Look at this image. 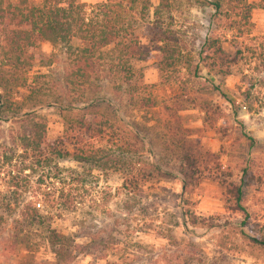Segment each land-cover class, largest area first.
<instances>
[{
    "label": "rangeland",
    "instance_id": "obj_1",
    "mask_svg": "<svg viewBox=\"0 0 264 264\" xmlns=\"http://www.w3.org/2000/svg\"><path fill=\"white\" fill-rule=\"evenodd\" d=\"M80 1L89 13L104 0ZM158 2L149 0L144 17L131 15L145 58L123 62L129 86L114 44L95 52L91 79L73 77L75 54L84 45L76 36L68 45L37 44L32 66L11 83L6 93H12L14 106L7 113L0 107L2 117L32 112L0 120V153L16 149V133L27 125L22 119L41 121L47 141L78 134L60 165L81 172L83 182L76 208L50 219L52 229L79 246L50 253L39 227L33 233L39 248L6 252L0 239V264H264V246L254 241L264 238V1L244 0L252 6L247 22L238 9L217 16L204 0H171L156 22L152 12ZM162 31L173 49L168 62L160 50ZM208 36L219 37L226 50L241 51L221 81L198 61ZM221 83L225 96L217 88ZM78 119L90 128H79ZM174 127L215 154L195 188L184 193L175 168ZM74 149L96 156L76 162ZM153 165L161 171L153 172L158 181L125 196L124 173L156 170ZM229 182L240 185L248 216L231 209ZM24 196L33 200L30 190ZM187 212L210 225L184 226L180 216Z\"/></svg>",
    "mask_w": 264,
    "mask_h": 264
},
{
    "label": "trees",
    "instance_id": "obj_2",
    "mask_svg": "<svg viewBox=\"0 0 264 264\" xmlns=\"http://www.w3.org/2000/svg\"><path fill=\"white\" fill-rule=\"evenodd\" d=\"M170 1L159 0L152 12L153 21L161 22L163 10L169 9ZM204 1L211 5L217 16L228 15V11L238 9L237 14L244 22H247L252 7L244 0H238L236 5L231 0ZM225 4L230 5L229 10L223 8ZM87 8L88 5L80 0H0L2 110L6 109L7 113L11 106H14L12 93L6 92L19 73L30 69L34 57L32 49L44 41L68 45L71 38L76 36L84 43L75 54L72 71L73 77L80 78V81H87L93 77L97 50L109 44L118 46L117 63L124 72L122 81L125 85H130L129 71L123 66V62L125 65L126 60L145 58V53L134 35V18L131 15L139 17L148 15L149 0H104L92 6L89 13L86 11ZM162 33L159 37L160 50L164 60L168 62L173 56V49L165 31ZM240 52V49L233 52L226 50L219 37L208 36L198 51V61L209 71L217 74L221 81L227 74L228 67L239 59ZM220 86L222 87V83L217 87L218 91L225 96ZM57 108L62 107L57 105ZM31 112L32 110H29L17 115L10 113L5 117H2L0 112V120L20 119L22 116H29ZM22 120L27 121V125L16 133V149L8 147V151L0 153V239L5 242L3 250L13 252L19 248L27 250H32L33 246L39 248L38 241L33 239V233L40 227L42 231L40 239L44 248L49 249L50 253H70L74 246L79 245H70L67 235L52 229L50 219L55 212L70 211L79 203L76 196L83 182L82 173L60 165L70 152L69 140L78 134L63 135L53 141H47L41 121ZM75 121L79 128H90L82 119ZM174 128L177 136L175 168L181 191L184 193L195 188L203 168L208 162L213 161L215 154L198 141L191 139L184 129ZM18 150L21 152L17 153ZM95 156L82 153V150L77 153L75 149L71 153V159L81 163L92 161ZM152 168L156 170L137 167L125 172L121 184L122 193L131 198L146 182L158 181L159 176L156 177L153 172L161 171L155 165ZM25 170H29L28 173H25ZM30 174L37 177L33 184L29 178ZM28 190L31 191L33 200L25 199L24 195ZM226 192L228 200L232 202L231 209L240 212L244 217L248 216L241 204L240 185L229 182L226 184ZM36 203L38 206H35ZM184 214L185 216L183 214L180 216L184 226L210 225L208 219L200 218L192 212ZM7 223L8 228L4 231ZM254 241L264 246V238L259 240L255 238Z\"/></svg>",
    "mask_w": 264,
    "mask_h": 264
}]
</instances>
